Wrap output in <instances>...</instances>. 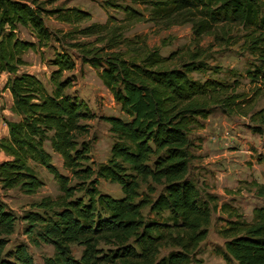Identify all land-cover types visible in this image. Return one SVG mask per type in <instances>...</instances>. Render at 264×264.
<instances>
[{
	"label": "trees",
	"instance_id": "1",
	"mask_svg": "<svg viewBox=\"0 0 264 264\" xmlns=\"http://www.w3.org/2000/svg\"><path fill=\"white\" fill-rule=\"evenodd\" d=\"M57 1L0 0V72L9 73L5 88L19 116L6 120L9 134L0 139L9 157L0 162V192L37 193L45 183L32 164L54 176L61 194L44 196L23 216L32 244L55 249L45 264H202L197 251L208 238L217 205L211 206L215 196L205 198L189 177L198 148L192 134L220 109L248 118L264 137V107L256 109L264 95V0H106L105 7L124 16L108 14L104 22L77 6H54ZM136 5L149 7V13ZM48 17L68 28H51ZM140 23L162 29L190 24L191 47L163 55L150 46L147 34L129 35ZM21 28L33 39L22 38ZM215 47H237L250 55L251 92L238 91V80L192 76L206 69L205 57ZM48 49L53 51L47 60L51 90L38 75L21 69L29 63L27 51L46 61ZM75 55L97 70L126 115L103 116L115 138L106 162L91 156L87 122L96 113L68 92ZM47 144L69 174L53 163ZM101 179L119 184L123 195L103 192ZM253 185L264 197V185ZM220 211L228 216L220 230L224 259L264 264V205L253 209L251 219L228 203ZM17 221L0 201V264H36L27 243L9 246ZM73 245L83 248L79 257Z\"/></svg>",
	"mask_w": 264,
	"mask_h": 264
},
{
	"label": "rangeland",
	"instance_id": "2",
	"mask_svg": "<svg viewBox=\"0 0 264 264\" xmlns=\"http://www.w3.org/2000/svg\"><path fill=\"white\" fill-rule=\"evenodd\" d=\"M105 1L58 0L54 6H77L89 11L93 21L104 22L107 20L108 14L124 16L122 11L105 7ZM111 1L120 4L130 3V0ZM136 7L146 14L149 13V7L139 5ZM46 23L55 29L68 28L67 25L58 22L55 17L46 18ZM137 33L147 34L150 46L159 48L163 55L191 47L192 43L190 24L162 29L152 23H140L129 32V35ZM20 36L24 39H32L30 31L25 28L20 29ZM209 42L210 38L205 37L204 45L207 46ZM25 54L29 63L21 68L22 71L35 73L51 90L50 73L52 68L47 64V60L52 56L53 51L46 50V61L32 50ZM75 58L77 67L70 74L74 76L75 80L68 92L84 99L91 110L96 113L97 117L87 122L90 125L88 139L92 144L91 156L98 163L106 162L111 156L115 138L110 130V124L103 119V116L126 118V115L122 113L120 105L102 83L97 70L89 65H83L77 55ZM205 59L206 69L192 73L194 78L205 80L211 77L230 82L238 80V91L251 92L252 85L246 77V70L249 68L251 60L249 54L241 52L237 47H215L208 51ZM262 107H264V95L256 103V109ZM203 124V128H197L192 134V137L196 138L195 142L198 148L194 150L195 157L190 163L189 177L205 198L210 195L215 196V199L211 200V206L216 204L217 207L212 211L209 235L198 248L197 257L202 260V264H236L233 261L227 262L222 254L225 238L221 236L220 230L225 225L228 216L220 211V205L231 204L246 219L252 218L253 209L256 206L264 205V197L257 195V188L253 185L255 181L264 185V137L251 128L248 118L228 116L220 109H215L206 120H203ZM2 136L1 130L0 137ZM47 148L52 153L53 163L61 172L68 173L63 168L62 157L53 152L49 144H47ZM32 166L33 171L44 181L45 185L32 195L25 194L19 188L3 190L0 192V201L6 205L8 210L18 216L15 232L10 236L9 246L11 249L17 244L27 243L36 264H45L44 258L52 256L55 249L50 244L42 243L40 246L32 244L23 216L32 209V203L39 201L44 196L56 198L61 194V190L54 176L45 167L38 164H32ZM99 188L115 197L123 195L119 184L104 179L100 180ZM72 247L74 255L79 257L83 248L78 245Z\"/></svg>",
	"mask_w": 264,
	"mask_h": 264
},
{
	"label": "crops",
	"instance_id": "3",
	"mask_svg": "<svg viewBox=\"0 0 264 264\" xmlns=\"http://www.w3.org/2000/svg\"><path fill=\"white\" fill-rule=\"evenodd\" d=\"M24 58L27 60L26 54L24 55ZM8 77H9V73L0 72V110H1L0 131L2 130L3 132V136L0 137V139H2L3 137H7L9 134V129H8V126L5 120L6 119L8 120H18L19 119V116L13 113L11 110V107L13 105L12 93L8 88H5V84H6ZM8 158L9 157L6 155V153L0 149V162Z\"/></svg>",
	"mask_w": 264,
	"mask_h": 264
},
{
	"label": "built area",
	"instance_id": "4",
	"mask_svg": "<svg viewBox=\"0 0 264 264\" xmlns=\"http://www.w3.org/2000/svg\"><path fill=\"white\" fill-rule=\"evenodd\" d=\"M0 116H1V110H0Z\"/></svg>",
	"mask_w": 264,
	"mask_h": 264
}]
</instances>
